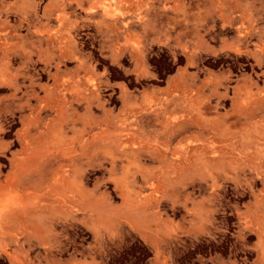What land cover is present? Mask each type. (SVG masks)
<instances>
[{
  "label": "rangeland",
  "instance_id": "374dc122",
  "mask_svg": "<svg viewBox=\"0 0 264 264\" xmlns=\"http://www.w3.org/2000/svg\"><path fill=\"white\" fill-rule=\"evenodd\" d=\"M0 195L34 262L264 264V0H0Z\"/></svg>",
  "mask_w": 264,
  "mask_h": 264
},
{
  "label": "crops",
  "instance_id": "0c3cea01",
  "mask_svg": "<svg viewBox=\"0 0 264 264\" xmlns=\"http://www.w3.org/2000/svg\"><path fill=\"white\" fill-rule=\"evenodd\" d=\"M118 52H121L120 49H118ZM92 67H88V69ZM82 70L79 71L76 76L78 78V84L82 88H90L92 92L96 88L105 87L108 86L109 83L107 77L104 75V70H98L97 75L92 74L91 71ZM100 80H103L100 83ZM102 85V86H101ZM161 87H158V89ZM89 93V92H88ZM142 93V90L136 91L135 93H132V99L130 100V103L133 105H137L140 107L147 106L148 104H154L157 106H161L164 104L162 101L163 98L161 96V92L155 97L154 99L150 100H142L139 97V94ZM103 98L96 97L95 101L90 105V109H97L98 107H102ZM152 102V103H151ZM137 107H132V110H135ZM161 108V107H160ZM160 112V111H158ZM164 112L166 110L164 109ZM156 121L162 122L168 120L169 122H174V117L172 115H167L165 113H162L160 117L155 118ZM156 148L160 149V146L154 145ZM28 198V195H0V253L5 254L4 257L7 258L8 262L12 264H36L38 261L34 262L30 257H28V253L25 250L30 248L29 238H28V232H25L21 229V224L27 228L26 231L33 230L32 227H29L28 225H24L23 222H27L24 218L20 220V215L23 210L24 204L23 201ZM23 217V215H21ZM22 250L26 253V255H22V259L18 257L14 251ZM17 256V257H16ZM49 258V256H48ZM76 258V257H75ZM60 264H68L70 262H66V258H59ZM37 264H50L49 261L45 262V259L43 258L41 262H38ZM70 264H84L79 258H76L73 263Z\"/></svg>",
  "mask_w": 264,
  "mask_h": 264
}]
</instances>
